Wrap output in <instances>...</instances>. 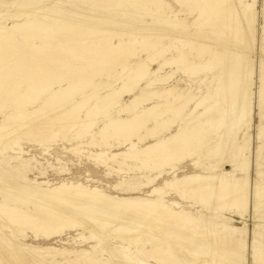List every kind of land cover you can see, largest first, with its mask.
<instances>
[{
	"label": "bare ground",
	"instance_id": "bare-ground-1",
	"mask_svg": "<svg viewBox=\"0 0 264 264\" xmlns=\"http://www.w3.org/2000/svg\"><path fill=\"white\" fill-rule=\"evenodd\" d=\"M51 1L50 3H54ZM83 1L60 0L59 4H54L49 9L47 7L49 0H0V43L6 44L9 40L19 39L20 51H17V56L26 58L24 60L17 57L10 60V63H4L1 59L3 55L0 46V100H3V104L0 102V119L3 118L0 123V144L9 143L11 150L16 146L22 152V140L28 142L47 140L52 143L60 134L77 129L75 139H80L81 145L105 148L102 150L104 152L93 154L96 160L107 156L106 151L115 147L112 145L113 141H118L119 146L127 144L129 149L125 152L102 159L105 165L111 161L116 165L118 163L120 167H125L130 165L128 162L136 161L140 164L139 169L160 170L159 175L146 180L144 186L147 187L152 186L156 179L163 177L165 167L169 166L174 173L177 172L179 170L177 164L186 159L183 154L190 150L191 153H188L190 157L198 153L199 144L206 147L208 143L205 140L210 133L216 134V139H212L214 150L209 151L205 159H216V162L209 167H204L205 171L209 170V174L185 173L182 176L176 174L171 180L165 181L163 186H152L151 194L146 198L111 196L97 188L92 189L80 183H63L43 188V183L40 184L35 180L33 183L29 182L16 167L9 164L8 174L5 175L0 169V188L7 197L5 201L0 202V230L9 227L12 234L17 236L18 227H21L22 233L31 230L35 236L51 237L62 234L66 229L83 228L100 238H105L106 234H109L123 242H146L150 249H141L142 253L159 264H248V245L237 236L244 233L247 223L243 222V226H236L233 223L238 222L235 218L244 219L247 216L250 208L251 185L248 178L227 179L221 177L219 171L225 170L228 165H232L233 171L249 170L243 158L250 149V144H237L236 138L239 132L238 125L248 122L252 112L253 82L252 70L249 66L252 63L256 32L250 11L253 10L254 4L244 5L246 8L241 10L244 0H218L216 7L211 5V0H194L198 6L200 19L204 18L208 12L213 13L214 18L211 24L218 26L217 30L213 31L214 37L210 39L214 45L219 42L218 37L220 39L224 37L228 49L226 51L236 54L243 66L249 67V74L235 81L224 68L223 75H217L219 83L216 92L227 100L228 109L219 107L217 112H223L224 116L221 119H215L210 117L213 106L209 105L205 107V112L198 113L206 102L205 97L198 98L199 101L195 100L197 101L194 103L195 108L190 113L186 112V108L193 105V97L185 99L180 106L168 111L161 110V106L158 105L151 108L143 107V102H154L161 97L150 89L151 85L163 80L169 82L172 79L170 75L164 76L165 79L161 77L159 79L157 76L159 73L152 71L148 63L153 64L157 58H162L160 65L162 68L180 65L186 69L185 72H190L192 75L200 71H214L217 68L215 59L222 63L223 54L215 52L214 55H210L204 50L202 44L208 41L207 34L205 36L201 32L189 31L186 28L185 19H179L180 16L175 14V11L173 15L161 14L159 10H165L167 6L161 0H151L149 6V3L140 5L143 12L139 18H142L144 14L151 16V23L138 20V16L132 17V20L125 16H110L107 18L108 23L104 24L96 22L97 17L100 16L90 14L91 10L100 12L98 5L85 6L84 9ZM184 1L189 0H178L180 3ZM32 11L38 12V18H28L26 23L12 27L6 24L14 16L23 17ZM214 13L217 15L215 16ZM6 17L7 19H4ZM206 22L208 23V20ZM86 26L90 27L89 32L84 29ZM56 27H59L58 30ZM66 28H76L77 31L72 35L67 34ZM98 31L105 36L114 32L119 35L128 34L133 40L122 41L113 46L110 39L103 37L89 43L88 40H91L89 36ZM58 33L62 34L61 38L57 35ZM162 36L171 38L172 41L159 48L153 39ZM30 39H40L41 46L27 44L26 40ZM183 40L186 42L181 43ZM53 41L57 44L53 45ZM188 41L198 44L197 47H190L191 51L197 50V54L199 50L203 52L198 54L203 56L200 64L190 61L183 52H180V46H172L173 42H179L184 48L188 45ZM138 45L145 50L153 48L154 52L148 53L144 63L139 64L135 70L126 72L127 69H125L126 79L119 88L115 86L116 81L102 85L94 84L92 80L94 84L92 85V81L85 79L86 77L83 80H75L67 75L42 74L43 71L41 72L38 67L39 57L46 56L48 53L65 56V61L56 62V59L54 66L59 69H69L70 59H79L83 56H92V59L93 56L101 58L108 54L110 56L111 53L113 56L115 54L121 57L135 56V48ZM172 50L178 51L180 55L167 58L165 54ZM236 57H232L233 60ZM30 64L36 65L38 70L34 67L36 72L25 73L24 66ZM144 81L150 83L142 88L144 92L142 102L138 98L129 104L122 105V97L132 94ZM202 82L204 83L205 80ZM262 82L261 101L258 106L263 104L264 99V75ZM173 90V88L166 90L169 93V98L166 99L169 102L172 101L171 103L173 100H181ZM101 92L108 94L102 97ZM42 98L45 103L37 106ZM10 102L13 104L11 108L7 105ZM48 103L53 106L54 112L49 111V113L45 108ZM33 107L34 109L30 110ZM120 111L132 113L133 118L118 117L116 114ZM232 111H235V117L229 120V114ZM168 114L180 119L185 125V130L169 138H162L161 134L176 123V120L171 125L164 123L166 122L164 116ZM100 122H103L102 126H98ZM149 122H154L155 127L149 128L147 126ZM223 125H225V131L221 135L218 130ZM159 128L164 131L158 132ZM88 137L91 140L85 142V138ZM135 139L140 143L146 140L156 141V143L141 148L140 144L138 146L134 142ZM120 140L123 142L119 143ZM259 140H264V129L259 132ZM73 152L77 155L82 153L77 147L73 149ZM19 158L17 157L16 160ZM12 159L4 160L0 157V162L7 163ZM202 160L196 162V166H202ZM125 184L127 183L120 185L125 186ZM135 184L136 182L133 181L132 185ZM195 184L197 187H194ZM167 191H176L182 198L187 196L196 198L199 204L205 206L207 213L212 211L213 202L223 200L218 207L231 217L228 221L221 222L208 215L194 216L179 202L165 201ZM226 198L227 201L224 202ZM185 226L192 231H184L182 227ZM217 229L223 234L220 235ZM78 235L80 238L84 236L81 233ZM188 248L194 251L196 259L195 257L194 260L187 259L185 249ZM36 251L27 245L15 243L11 237L0 232V264H37L36 262L40 260ZM43 251L51 256L72 253L67 248L54 247L44 248ZM110 251L113 259L109 262L94 259L89 252H86L83 257L81 256L82 258L74 259L73 257L72 260H66L63 264H81L78 262L79 258L87 260L85 264H128L117 250L110 248ZM175 251L178 252L176 259L173 256ZM250 258L251 264H264V250L254 249L250 253ZM40 264H51V262L40 261Z\"/></svg>",
	"mask_w": 264,
	"mask_h": 264
},
{
	"label": "rangeland",
	"instance_id": "rangeland-1",
	"mask_svg": "<svg viewBox=\"0 0 264 264\" xmlns=\"http://www.w3.org/2000/svg\"><path fill=\"white\" fill-rule=\"evenodd\" d=\"M50 1L51 0H49L48 6H47L49 9H51L54 6V4L60 3V0H52L54 3H50ZM136 1L134 0H84L83 7L85 9L86 8L85 6L90 7L93 4H97L98 7L100 8L99 9L100 12L98 11L92 12L91 10L90 14L91 15L95 14L97 16H100V17H97L96 22L101 23V24L108 23L107 18L110 16L111 17L125 16L129 20H132L134 17L137 18L138 16V20H144L145 22L151 23L152 22L151 16L144 14L142 18H139V15H141L143 12L140 5L141 4L147 5L149 3L148 4L149 6L151 5L150 3L151 0H136ZM161 1H164V3L167 4V6L164 8L165 10L163 9L159 10L161 14L163 13L164 15L166 14L173 15L175 11V14L180 16L179 19L186 20V21L184 20V22L185 23L187 22L186 28L189 31L201 32L205 36L207 34L206 37L208 39L207 42L209 43V45L207 42L202 44L204 46V50L206 51V53L210 55H214L216 52L221 55L223 54L222 56L224 58L221 59L222 63H219L218 60L216 59L214 60L217 66V68L214 71H211V72L210 71H200L196 75H192L190 74V72H185L186 69L182 68L180 65L179 66L174 65L171 67L166 66V67H163L164 68L163 69L162 66H160L162 63L161 61L162 58H157L156 62H154L153 64L148 63L152 71H156L159 73L157 74L159 79L160 77L161 79L164 78V76L166 75L172 76V79L169 82L163 80L160 83L158 82L157 84L155 83V85H151L150 89H152L153 92H155L157 95H160L161 97L156 99L154 102H150V103L143 102L144 108H151L155 105H158V106H161V110L168 111L172 109L173 107L180 106L184 102L185 99L193 97L194 98V101L192 102L193 105H189L188 108H186V112L190 113L195 108L194 103L199 101L200 98L205 97L206 102H204V105L199 109L198 113L200 114V113L205 112V107H208L210 105L211 107L213 106L211 108L212 114L210 117L215 118V119H221L223 118L224 114L223 112H217V111L219 110V107L223 108L224 110H227L228 104H227V100L225 98H222L216 92V89L218 88V83H219V78H218L219 76L217 77V75H221L224 72L223 70L224 68L227 70V72L230 75H232L231 76L232 78L231 77L230 78L233 81H235V79H239L245 75H248L249 67L252 70V75H251V80L253 82L252 96H251L252 112H251V116L248 122L245 121L243 122V124L240 123L238 125L239 132L236 138L237 144H240V145H244L245 143L250 144L249 145L250 149H248V151L245 154V157L243 158L246 161L245 164L248 165L249 170L245 172L239 171V170L233 171L232 165H228L225 167V170L219 171V174L223 178H227V179H231L232 177L248 178V181L250 182L251 198H250V204H249L250 208L248 209L247 216L244 217V219L235 218V220L238 219L237 220L238 222H234L233 224L236 226H243V222L247 223V227L244 233L241 235H237V236L241 240L247 243L248 254H249L248 264H251L250 253L254 249L264 250V140L263 141L259 140V132H261V130L264 129V106H263L264 99H263V104L258 106V103H260L261 101L260 91L262 89V85H263L262 77L264 75V0H256V1L244 0L243 5L241 6V10H244L246 8V6L244 5L254 4L253 6L254 8L252 11H250V15L251 17L253 16L252 21H254L253 25H254L255 32H256V38H255V43H254V53L252 55V63L250 64L249 67L246 66V68L245 66H243L242 61L238 58L236 54L226 51L228 49L226 47V43H225L226 41L224 40V37H221L222 39H220V37L217 38L219 40L218 42L219 44L218 43L215 44L216 46L214 45L213 41L210 40L212 36L214 37V33H213L214 29L217 30L218 28V26H215V25L212 26L211 24L212 19L214 18L213 13L208 12L206 13V16L204 18L200 19L198 6L196 3H194V0L184 1L181 3L178 2V0H161ZM218 3H219L218 0H211V5H213V7L218 6ZM79 9L81 10L82 7ZM153 10H155L154 7H153ZM37 14H38L37 11H32L30 12V14L28 12L27 14L23 15V17L14 16L10 20H8L7 21L8 23L6 22V24L11 27L15 26L16 24H24L27 22L28 18H38ZM214 15L216 16L217 14L214 13ZM4 19H7V17ZM207 20L209 24L206 22ZM200 23H201V26H200ZM58 28L59 27H56L57 30ZM84 29L87 32L90 31L89 26L84 27ZM65 31L67 32V34L72 35L77 30L76 28H70V29L66 28ZM57 35L60 38L62 36L61 33L60 35L59 33ZM89 37L91 38V40H88L89 43L91 41L96 42L98 41L99 38L107 37L108 39H110L111 44H113V46H116L122 41L128 42L130 39H132V37L128 34L119 35L117 32H114V33H110L105 36L100 31L96 32L93 35H90ZM159 38L156 37L153 39L154 43L157 44L156 46L159 48L160 46L167 45L171 43L170 41H172L171 38H168L166 36H162ZM159 40L161 42H159ZM18 41L19 39L17 40L12 39V40H9L6 44L5 42L0 43V46L2 48L1 54L3 55V57L1 58L2 62L10 63V60L12 61L17 57L20 59H24V60L26 59L24 58V56H21V55L17 56V53H18L17 51H20V46H19ZM184 42L186 41L183 40L181 43H184ZM26 43L41 46L42 42L40 41V39H35V40L30 39V40H26ZM187 43L188 45H186L184 48L181 46L179 42L177 43L173 42L172 46L173 47L180 46L179 47L181 48L180 52H183L193 63L200 64V62H202L203 60V56H200L198 54L199 52H202V51L199 50L197 54V50L196 52L195 50L193 51L190 50V47H193V48L197 47L198 44L192 43L190 41H188ZM52 44L56 45L57 42L53 41ZM18 47H19V50H18ZM135 49H136L135 51L136 55L129 56V57L128 56L121 57V55L119 56L116 54L115 56H113L111 53L110 56L108 54L101 58L93 56L94 60L92 59V56H83L84 60L83 58H79L80 60L70 59L69 60L70 63H68L69 69H63V68L59 69L58 67L56 68L54 66V62L56 61V59H57L56 62H62V61H65L64 59L65 56L61 54H59L58 56V53H48L46 56L41 55L42 57L41 56L39 57L38 61L40 63L38 67L41 72L43 71L42 74H47V75L56 74L57 76L67 75V76H70L71 78H74L75 80H81V79L83 80L86 77L85 79H88L91 81L93 80L94 84L105 85L106 83L111 84L113 83V81L114 82L116 81L115 86L117 85L116 88H119L124 84V79H126V77L124 76H126V72L135 70L139 64L144 63V61L148 57V53L154 52L153 48L149 50H145L140 45L136 46ZM177 52L178 51L172 50L170 52H167L165 56L167 58H171L172 56H176L178 54L180 55V53H177ZM232 57H236L234 58L235 60H233ZM34 67L36 69L38 68L34 64L26 65L24 66L23 71L26 70L25 73L36 72ZM125 69H127L126 72H125ZM203 80H205L204 83L202 82ZM93 81H92V85H94ZM149 83L150 82L148 81H144L132 94L128 96L127 95L123 96L121 99L122 105L129 104L131 101L138 99V98H139V101L142 102L143 93H144L142 88H144ZM169 88L174 89L173 92L179 95V98L181 99L180 101L179 99L178 101L173 100V103H171L172 101L169 102L167 100L169 98L168 97L169 93H167L166 90H169ZM176 90L178 91L176 92ZM107 94H108L107 92H101L102 97L106 96ZM43 98L41 99V102L37 104V106H42L45 103ZM196 99L197 101L195 102ZM0 102H2L3 104V100H0ZM7 105H9L8 106L9 108L13 107L12 102L7 103ZM45 108L48 110V112L49 111L54 112L53 106L50 103H48L45 106ZM33 109L34 107L30 108V110H33ZM119 113L116 114L118 117L121 116L124 119L133 118L131 117L132 113H126V112H121V111ZM114 114H115V111H114ZM231 114H229V120L235 117L234 115L235 111H232ZM195 118L197 117L195 116ZM2 120L3 118L0 119V123L2 122ZM164 120L166 121L164 122L166 125H171V123H173L174 120H176V123L170 126L169 127L170 129L166 131L164 130L161 131V129L159 128L160 131L158 130V132L164 131L161 134V136L163 135L162 138H169L175 135L176 133L178 134L185 130L184 128L185 125L182 123V121L180 119H177V117H175L172 114L165 115ZM134 122H137V120H134ZM154 124H155L154 122H149L147 123V126L149 128H154L155 127ZM247 124H249L248 125L249 127L247 126ZM102 125H103V122H100L98 124V126H102ZM224 128H225V125L221 126L220 130H218V132L221 133V135L225 131ZM65 133L60 134L59 137L56 139V141L52 143L48 142L47 140L46 141L44 140L45 142L43 140H40L38 141L39 143L38 142H28L26 140H22L21 141V147L23 149L22 152L16 146L13 147V150H11L10 148L11 145L9 143L8 144L1 143L0 144V157L4 160L8 158H13V159L12 161L7 162L8 164L4 162L3 163L0 162V169L6 175L8 174L7 166L10 164L11 166L16 167V169L20 171V173H22V175H24L28 179L29 182L33 183L35 180V182H38L40 184L43 183L42 185L43 188H50L52 186L60 185L63 183H66V184H70V183L79 184L80 183L83 186H87L92 189L97 188L111 196L130 197V198H146L151 194L152 186L153 187L163 186L165 181L171 180L176 174H179V176L180 175L182 176V174H185V173L186 174H189V173L191 174H207L208 173L209 174L208 172L209 170L205 171L204 167L205 168L209 167L210 165L216 162V159H210V158L205 159V155L214 150V142L212 139H216V134L210 133L208 134V139L205 140V142L208 143V145L206 147L204 145L202 146L201 144L197 146V149L199 150L201 149L202 151L201 150L199 151L196 149L198 153L193 152L194 154L188 157L189 154L191 153V151L188 150L187 152L183 154V157L186 156L185 161L177 164V168H179L177 172L174 173V170L171 169V167L169 168V166L165 167L163 177L162 178L160 177V179H156L152 186L147 187V186H144V184L146 183V180L150 178H154L155 176L159 175L160 170L151 171V169L149 168L139 169L140 164H138L139 162L137 163L136 161L128 162L130 163V165L125 166V167H120L118 163L116 165L115 162H111V161L110 162L108 161L107 164L105 165L101 161L102 159L105 160L106 157H110L111 155L125 152L126 150L129 149L127 144H124L123 146L121 144L119 146L117 145L118 141L117 142L113 141L112 145H115V147L112 148L111 150L106 151L107 156L101 158V160L97 159L99 160L97 161L96 158L93 157V154L94 155L100 154L101 152H104L102 150H105V148L102 149L99 146L88 147L86 145H81L80 139L79 140L77 138L75 139L76 133H78L77 129H74L73 131H70V132L66 131ZM90 140L91 138L88 137V138H85L84 141L87 142ZM122 142L123 140L119 141V143H122ZM134 142L138 144V146L140 144L139 147L141 148H145L147 146H150L156 143V141H152V140H146L140 143L137 139H135ZM76 147L78 148V150H81L82 153L77 155L75 152H73V149H75ZM17 157L18 158L20 157V158L16 160ZM201 159H203L202 166H196V162H198ZM100 161L102 163H100ZM133 181L136 182L135 185H132ZM120 182L127 183V184H125V186L123 185L121 186ZM194 187H197V185L195 184ZM1 190L2 188H0V202H3L7 199V197H6V194L3 193L4 191L3 190L1 191ZM166 193L167 195H165V199H164L165 201L179 202L186 211L190 212L194 216L201 217L203 215H208V216H212L217 221H221V222L228 221V218L231 217L228 213L223 212L219 209L218 204L220 203L221 200L219 202L218 201L213 202L214 205L213 204L211 205L212 211L207 213V211L205 210V206L203 204L202 205L199 204L196 198H191L190 196L182 198L181 196H179V194L176 191H167ZM226 201H227V198L226 200L224 199V202ZM222 202L223 200L221 201V203ZM208 225H211V224L208 223ZM182 229L188 232L191 230V228H189L188 226L187 228L186 226L182 227ZM18 230H19V234L17 236H14L12 234L9 227H4V229L0 230V232L5 234V236L11 237L13 241L17 244L27 245L37 250L36 253H37V256L39 257V260L44 263L51 262V264L52 263L53 264H63L65 263L66 260H72L73 257L74 259L75 257H81V256L83 257L86 252H89L91 257L94 259H101L105 262H109L110 260L113 259L111 251H110V248H113L117 250L123 256V260L128 264H159L152 258H149L142 253L143 252L142 250L148 249V248L150 249V246L146 245V242H140V241L132 242V243L123 242L119 238H115L109 234H106L105 238H100L97 235L83 228L66 229L62 234L54 235L51 237L43 236V235L35 236V234L31 230H26L24 233H22L21 227H18ZM217 230L220 235L223 234V232H220L219 229ZM79 233L83 234L84 236L80 238L78 235ZM49 247H54V248H59V249L67 248L68 251L72 253L71 255H63V256L59 254L55 256L54 255L51 256V254L47 255L43 251V249L49 248ZM185 251L188 257L187 259L194 260V257L196 259V256L193 250L188 248V249H185ZM174 253L175 254L173 256L176 259L177 258L176 253L178 252L175 251ZM78 260H79L78 262L81 264L87 263V260L84 261L85 259L81 260L79 258ZM40 261H37V262L35 261V262L37 264H40Z\"/></svg>",
	"mask_w": 264,
	"mask_h": 264
}]
</instances>
